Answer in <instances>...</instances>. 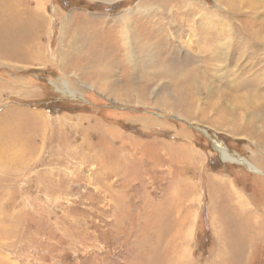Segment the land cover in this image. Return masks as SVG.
<instances>
[{"label":"rangeland","instance_id":"374dc122","mask_svg":"<svg viewBox=\"0 0 264 264\" xmlns=\"http://www.w3.org/2000/svg\"><path fill=\"white\" fill-rule=\"evenodd\" d=\"M74 1L0 0V264H264V0Z\"/></svg>","mask_w":264,"mask_h":264},{"label":"trees","instance_id":"16d2710c","mask_svg":"<svg viewBox=\"0 0 264 264\" xmlns=\"http://www.w3.org/2000/svg\"><path fill=\"white\" fill-rule=\"evenodd\" d=\"M54 1H59V3L61 4V5H67V4H72L71 6H74V7H76V6H82V4H83V2L81 1V2H76V1H74V0H54ZM121 7V2H119V3H115V4H113L112 6H108V7H105L104 8V10L105 11H108V12H113V11H117L119 8ZM206 142H207V140H206ZM214 163H216L217 164V162L216 161H211L210 163H209V166H210V169H212V170H220V166L217 164V166H213L214 165Z\"/></svg>","mask_w":264,"mask_h":264},{"label":"bare ground","instance_id":"6f19581e","mask_svg":"<svg viewBox=\"0 0 264 264\" xmlns=\"http://www.w3.org/2000/svg\"><path fill=\"white\" fill-rule=\"evenodd\" d=\"M3 5V4H2ZM2 5H0V18H4V17H2L3 16V14H1V12H3V11H5V8H4V6H2ZM22 10V9H21ZM40 14V13H39ZM37 15V14H36ZM21 27L22 26H20L19 27V30H21ZM3 33H4V30L3 29H1L0 28V34H2L3 35ZM21 33V32H20ZM4 36V35H3ZM0 37H2V36H0ZM73 44V43H72ZM69 45V48H71V49H73L74 48V45ZM80 67H78L77 69H79ZM215 147H218L217 145H215ZM221 151H222V154H224L225 156H226V160H228V161H231V162H234V163H242V164H244V165H246V167H247V169L248 170H250L251 172H253L254 171V168L252 167V166H250V165H248L247 164V162L246 161H244L243 159H240V160H237L236 158H234L233 156H231V155H227L226 154V152H223V150L221 149ZM22 154V153H21ZM255 172H258L257 170H255ZM259 174V173H258ZM183 224V223H182ZM181 237V236H180ZM181 239V238H180Z\"/></svg>","mask_w":264,"mask_h":264},{"label":"water","instance_id":"95a60500","mask_svg":"<svg viewBox=\"0 0 264 264\" xmlns=\"http://www.w3.org/2000/svg\"><path fill=\"white\" fill-rule=\"evenodd\" d=\"M207 138H208V137H207ZM211 145H212V147L214 148L215 144L212 143Z\"/></svg>","mask_w":264,"mask_h":264}]
</instances>
